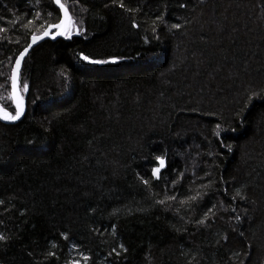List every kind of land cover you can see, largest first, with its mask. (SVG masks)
<instances>
[{
  "label": "trees",
  "instance_id": "16d2710c",
  "mask_svg": "<svg viewBox=\"0 0 264 264\" xmlns=\"http://www.w3.org/2000/svg\"><path fill=\"white\" fill-rule=\"evenodd\" d=\"M60 1L71 35L0 120V263L264 264V0ZM61 21L0 0L13 117Z\"/></svg>",
  "mask_w": 264,
  "mask_h": 264
},
{
  "label": "water",
  "instance_id": "95a60500",
  "mask_svg": "<svg viewBox=\"0 0 264 264\" xmlns=\"http://www.w3.org/2000/svg\"><path fill=\"white\" fill-rule=\"evenodd\" d=\"M56 6L60 9L61 15H62V21L60 24V27L53 26L50 27L46 30V32L42 35L35 36L31 38L30 43L23 51L19 54V56L16 59L15 65H14V70H13V75H12V99L14 102V106L16 109V115L19 113L18 118L12 119L13 115L3 109L0 105V120L6 124H15L20 122L26 115L27 113V104L26 102L22 99L21 94L19 92V76L20 72L23 66L24 61L26 58L29 56V54L33 51L35 47L40 45L41 43L51 40V41H57L60 38H65L68 34L71 35V16L68 11V9L63 6L61 7V1L57 2V0H54ZM75 36L78 35V30H76ZM23 56V59L20 60V57ZM19 60V67H17V61ZM88 64L94 65V66H105V65H110V64H119L121 62H124V59H117V58H111V59H106V60H93L90 58H87L85 60ZM92 61H109L108 63H93ZM115 61V62H113ZM18 70L17 74L16 71ZM20 96V97H19ZM163 163L161 164V161H159V172H163L166 170L168 163L166 159L162 160ZM1 264V263H0Z\"/></svg>",
  "mask_w": 264,
  "mask_h": 264
},
{
  "label": "snow or ice",
  "instance_id": "6c2138e0",
  "mask_svg": "<svg viewBox=\"0 0 264 264\" xmlns=\"http://www.w3.org/2000/svg\"><path fill=\"white\" fill-rule=\"evenodd\" d=\"M57 2H59V0H57ZM61 7H63V5H60ZM57 27H60V25H56ZM35 39V37L33 38ZM23 59V56L20 57V60ZM87 59V58H86ZM93 63H108L109 61H92ZM115 62V61H113ZM17 67H19V60L17 61ZM19 113H17V115L15 117H12V119H16L18 118ZM163 163V161L161 160V164ZM156 172H159V169H156ZM0 239H3V237H0Z\"/></svg>",
  "mask_w": 264,
  "mask_h": 264
},
{
  "label": "bare ground",
  "instance_id": "6f19581e",
  "mask_svg": "<svg viewBox=\"0 0 264 264\" xmlns=\"http://www.w3.org/2000/svg\"><path fill=\"white\" fill-rule=\"evenodd\" d=\"M18 70L16 71V74H17ZM20 97V96H19Z\"/></svg>",
  "mask_w": 264,
  "mask_h": 264
}]
</instances>
